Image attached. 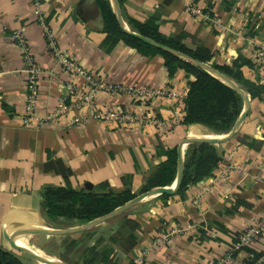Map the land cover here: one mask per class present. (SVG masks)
Here are the masks:
<instances>
[{"label": "crops", "instance_id": "1", "mask_svg": "<svg viewBox=\"0 0 264 264\" xmlns=\"http://www.w3.org/2000/svg\"><path fill=\"white\" fill-rule=\"evenodd\" d=\"M191 2L215 23L188 11ZM123 12L140 21L155 19L165 35L186 32L203 42L217 63L248 60L242 66L244 77L264 85V0H125ZM40 19L58 48L101 82L166 93L139 101L127 93L95 91L96 112L120 111L142 121H108L81 107L45 124L25 125L24 62L11 37L14 31L23 33L43 71L40 115L55 108L60 97L76 105L80 95L70 85L87 86L83 77H73L57 64ZM102 28L95 0H0V245L6 249V232L64 226L42 214V187L68 183L92 189L107 182L122 190V178L129 175L135 193L165 160L160 144L178 146L193 137L192 128L206 133L182 123L193 76L182 69L169 76L160 55L143 56L121 41L106 50ZM183 41L194 46L190 37ZM171 90L175 96L167 93ZM76 115L79 122H73ZM237 132L262 141V147L254 150L230 138L209 177L183 195L156 197L136 209V245L131 251L115 246L116 255L110 256L115 264H215L231 252L237 237L264 213V97L251 99ZM250 248L234 251L232 257L246 264L253 254L250 264H264V232Z\"/></svg>", "mask_w": 264, "mask_h": 264}, {"label": "trees", "instance_id": "2", "mask_svg": "<svg viewBox=\"0 0 264 264\" xmlns=\"http://www.w3.org/2000/svg\"><path fill=\"white\" fill-rule=\"evenodd\" d=\"M95 1L102 18V30L106 34L103 43L106 50L121 41L136 49L143 56L160 55L169 76L173 75L177 69H182L193 76V79L188 82L183 124L198 125L207 134L214 135L227 134L232 130L244 107V100L236 90L200 66L152 46L126 32L117 20L111 1ZM117 1L122 19L131 32L211 65L246 91L251 99L264 97V85L251 81L243 75L242 66L250 64L248 60L240 58L232 65L217 63L213 61L212 51L200 40L186 32L165 35L160 31L155 19L140 21L127 16L123 12L125 0ZM185 37L191 38L193 47L184 43ZM232 138L240 144L251 146L254 150H259L263 144L260 140L246 134L240 135L238 132ZM222 145L223 143L194 142L188 144L184 149L182 179L178 190L174 194L164 193L159 197L183 195L190 186L209 177L222 159L220 149ZM160 148L163 149L165 160L147 175L143 187L145 191L153 187L169 186L176 179L178 146L163 147L160 144ZM122 183L124 186L122 190H113L107 182L96 184L92 189L74 188L68 183L60 186H45L39 191L40 210L51 222H66V227L82 225L110 213L136 196L132 192L129 175L122 178ZM113 220H115V227L110 231L109 243L125 251H131L136 245L135 232L140 228L139 222L128 215L127 211L115 216ZM87 231L88 229L72 234L81 238ZM72 234H66V239L71 238ZM105 242L101 239L97 240L95 247L87 245L81 249L82 251L80 248L76 249V243L70 244L60 247L58 256L65 264H115L104 251L107 246ZM250 246L242 247L240 250L251 252ZM251 261L253 260L247 259L246 264H250ZM0 264L25 263L16 254L0 247Z\"/></svg>", "mask_w": 264, "mask_h": 264}, {"label": "built area", "instance_id": "3", "mask_svg": "<svg viewBox=\"0 0 264 264\" xmlns=\"http://www.w3.org/2000/svg\"><path fill=\"white\" fill-rule=\"evenodd\" d=\"M187 10L190 11L197 17L209 20L213 23L215 21L209 17L205 12L201 11L199 8L195 7L192 2L187 6ZM42 21V19H40ZM42 25L44 27V32L46 34L47 46L51 49L55 60L59 66H61L65 71L70 73L73 77H83L87 82V86H85L82 90L78 87L71 86V89L75 93H79L80 97L76 105L66 104L65 98L60 97L57 101V105L55 108L46 111L44 115H40L38 113V103H39V77L42 74V69L35 62L33 53L27 43V40L21 31H14L11 35L12 39L16 43L21 53L23 62H24V85H25V99L23 102V114L22 120L25 125H30L32 122L36 124H45L51 121H54L56 118L66 114L70 109H80L81 107L85 108V110L90 111L91 114H95L100 116L103 119L108 121H113L117 123L128 122L132 123L139 120L138 117H134L128 113H122L120 111H106L103 114L96 112L93 103V95L95 91L99 89H104L107 92L111 93H127L131 95L133 98L139 101H146L150 99L154 95H163L165 91H154L145 87H136L124 85L121 83H103L98 80L95 76H92L87 73V71L83 70L80 66H78L74 60H72L67 54H65L62 50H60L57 46L56 41L52 37L49 29L46 25H44L42 21ZM70 89V91H72ZM171 96H175L174 91L167 92ZM80 117L76 115L73 119V122H79ZM139 121H142V117ZM155 123H159L156 119L152 120ZM264 232V213L258 217L247 229L243 231V233L239 236L237 241H235L232 245V250L228 255L222 260L215 264H223V262H234L235 264H244L243 262L235 261L232 257V253L234 251L240 250L242 247L250 246L254 243V241L263 234ZM253 254H248L247 259L252 260ZM140 263L141 261L138 260Z\"/></svg>", "mask_w": 264, "mask_h": 264}, {"label": "water", "instance_id": "4", "mask_svg": "<svg viewBox=\"0 0 264 264\" xmlns=\"http://www.w3.org/2000/svg\"><path fill=\"white\" fill-rule=\"evenodd\" d=\"M112 7L115 11L117 20L119 21V23L122 25L123 29L130 33L135 35L136 37H138L139 39H141L142 41L155 46L159 49H162L164 51H167L171 54H174L180 58H183L187 61H190L198 66H200L201 68H203L204 70L208 71L209 73L213 74L214 76H216L218 79H220L221 81H223L224 83H226L227 85H229L230 87H232L234 90H236L241 97L244 100V107L243 110L240 114V116L238 117V119L236 120L232 130L230 132H228L227 134H222V135H216L214 137H187L185 138L182 142L179 143L178 145V163H177V176L175 179V185L174 187H168V186H159V187H153L148 189L147 191L135 196L131 201L127 202L126 204L116 208L115 210L111 211L110 213L103 215L101 217H98L94 220H91L89 222H86L82 225H78L75 227H70V228H39V227H25L26 230L29 231H33V232H37V233H43V234H50V235H66V234H72V233H77L86 229H89L90 227H92L95 224H98L100 222H104L112 217H115L125 211H127L128 209H130L131 207H133L136 203H138L139 201L146 199L150 196H157V195H161V194H174L179 186H180V182L182 179V172H183V154H184V149L185 147L190 144V143H210V144H218V143H224L227 140H229L230 138H232L236 132L238 131L242 121L244 120L249 108H250V104H251V98L250 96L246 93V91H244L241 87H239L238 85H236L231 79H229L228 77H226L224 74H222L221 72H219L217 69H215L214 67H212L211 65L201 62L185 53H182L180 51L171 49L170 47L163 45L161 43H158L150 38L141 36L139 34L133 33L131 32L125 25L121 13H120V8H119V4L117 0H110ZM220 136V137H218ZM5 236L7 238V240L10 241V243L17 248L19 251H21L22 253L34 258L35 260L39 261V262H43L45 264H65L64 262H62L59 259H48L47 257L44 256H40L38 254H36L35 252H33L32 250L26 249L20 245H18L16 243V241L11 238L9 236V233L6 232Z\"/></svg>", "mask_w": 264, "mask_h": 264}, {"label": "rangeland", "instance_id": "5", "mask_svg": "<svg viewBox=\"0 0 264 264\" xmlns=\"http://www.w3.org/2000/svg\"><path fill=\"white\" fill-rule=\"evenodd\" d=\"M204 135H207V133H201L199 131V133L197 134L196 137H198V136L202 137ZM209 135L216 136L214 134H209ZM226 142H224V143H226ZM220 149L222 151V148H220ZM145 181H146V179L144 180L143 184L135 191L136 196L145 192V190L143 189ZM170 186L171 185H169L168 187H170ZM156 197H159V195L150 196L146 199L139 201L133 207H131L130 209L127 210L128 215H130V216L134 215L138 211L136 209H140L139 207L146 205V203H148L152 200H155ZM114 218L115 217L108 219L109 222H106V221H108V220H106L104 222H100L98 224L93 225L92 227H90L88 229L85 236H83L81 238H79V236L76 234H72L71 238L66 239L65 235L43 234V233H37V232L29 231L26 229L25 230L18 229L15 231V233L13 231H11L10 234H12V236H14V239L18 243H20L24 248L32 250L33 252H35L37 254L44 255V256H47L50 258H54V259H59L58 251H59L60 247L61 248L66 247L70 244L76 243L75 244L76 249L80 248V250H81L83 247H85L87 245H89L91 247H95L96 241L101 239L102 241H106L105 243L107 246L104 249V251H106V253L109 257L112 255L114 258V256L116 255V248L114 245L109 243L110 231L115 227L114 226L115 220H113ZM56 224H61L64 226H62V227H55V226H51V225H45V226L48 228H61V229L70 228V227H65L67 224L66 222H57ZM25 236H27V237H25ZM7 241L9 243V249H6V247H4L2 245H0V247L16 254L18 257H20V259L25 264H45L43 262H39V261L35 260L34 258L22 253L17 248H15L10 243L9 240H7ZM75 256H77V254ZM113 258H111V259L113 260Z\"/></svg>", "mask_w": 264, "mask_h": 264}, {"label": "bare ground", "instance_id": "6", "mask_svg": "<svg viewBox=\"0 0 264 264\" xmlns=\"http://www.w3.org/2000/svg\"><path fill=\"white\" fill-rule=\"evenodd\" d=\"M190 135L191 136H193V137H195V136H197V134H196V132H195V129L194 128H192V131L190 132ZM198 137H200V136H198ZM202 137H214V136H211V135H209V134H207V135H204V136H202ZM218 137H220V136H218ZM174 185H175V182H173L172 184H171V186L170 187H174ZM9 236H10V234H9ZM11 237V236H10ZM11 238H13V237H11ZM14 239V238H13ZM15 240V239H14ZM16 241V240H15ZM16 243L18 244V245H20V246H22L20 243H18L17 241H16ZM23 247V246H22ZM37 254V253H36ZM38 255H40V254H38ZM40 256H44V255H40ZM44 257H47V256H44ZM48 259H51L50 257H47Z\"/></svg>", "mask_w": 264, "mask_h": 264}]
</instances>
